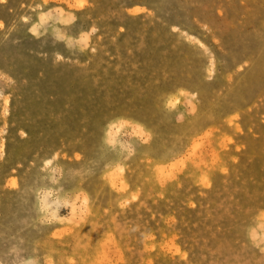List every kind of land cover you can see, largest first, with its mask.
I'll return each mask as SVG.
<instances>
[{"label": "rangeland", "instance_id": "obj_1", "mask_svg": "<svg viewBox=\"0 0 264 264\" xmlns=\"http://www.w3.org/2000/svg\"><path fill=\"white\" fill-rule=\"evenodd\" d=\"M0 264H264V0H0Z\"/></svg>", "mask_w": 264, "mask_h": 264}]
</instances>
